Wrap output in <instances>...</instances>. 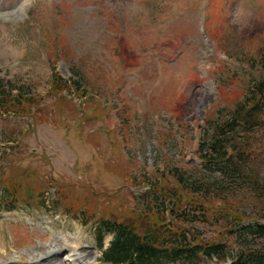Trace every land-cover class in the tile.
<instances>
[{"label":"rangeland","instance_id":"374dc122","mask_svg":"<svg viewBox=\"0 0 264 264\" xmlns=\"http://www.w3.org/2000/svg\"><path fill=\"white\" fill-rule=\"evenodd\" d=\"M263 55L264 0H0V91L34 102L0 107V264H66L75 237L82 264H105L95 223L153 224L154 181L201 167L204 131L263 77Z\"/></svg>","mask_w":264,"mask_h":264},{"label":"trees","instance_id":"16d2710c","mask_svg":"<svg viewBox=\"0 0 264 264\" xmlns=\"http://www.w3.org/2000/svg\"><path fill=\"white\" fill-rule=\"evenodd\" d=\"M260 66L263 77L248 86L227 118L209 128V135V129L204 131L197 152L201 167L173 169L170 186L154 181L158 191L149 201L157 208L146 207L153 224L140 233L126 222L95 223L103 263L202 264L215 258L225 264H264V172L254 169L259 160L257 132L264 133V55ZM58 85L68 86L61 81ZM69 85L82 89L76 79ZM12 88L0 91V107L13 110L34 103L22 90L13 94ZM197 224H221L227 240L202 238L194 228ZM106 234L112 237L103 248ZM257 241L260 244L250 247Z\"/></svg>","mask_w":264,"mask_h":264},{"label":"bare ground","instance_id":"6f19581e","mask_svg":"<svg viewBox=\"0 0 264 264\" xmlns=\"http://www.w3.org/2000/svg\"><path fill=\"white\" fill-rule=\"evenodd\" d=\"M21 9H22V7H21ZM80 240H81L80 237H77V238L75 237L72 242L64 243V247L62 248L61 252H63V255H64L63 261H65L66 264H82L85 262L86 258L89 256V254L86 255L85 252H82V253L78 252L77 249L79 248V244L82 243V242L79 243ZM70 243H74V245L70 244ZM83 256H84V258H83ZM93 258H94V262H95L94 264H100V263H98L99 255L97 253L95 255H93Z\"/></svg>","mask_w":264,"mask_h":264}]
</instances>
